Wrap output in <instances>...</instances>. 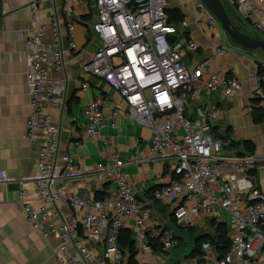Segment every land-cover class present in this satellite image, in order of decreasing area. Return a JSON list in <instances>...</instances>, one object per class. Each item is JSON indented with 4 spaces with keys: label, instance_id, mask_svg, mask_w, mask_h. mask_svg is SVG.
<instances>
[{
    "label": "built area",
    "instance_id": "built-area-1",
    "mask_svg": "<svg viewBox=\"0 0 264 264\" xmlns=\"http://www.w3.org/2000/svg\"><path fill=\"white\" fill-rule=\"evenodd\" d=\"M222 1L225 6L236 7L243 16H253L255 31L264 38V20L256 8V3L264 0ZM84 2L62 0L58 12L55 0H33L30 4L31 24L23 35L31 100L26 126L31 140L41 134V143L38 171L27 178L32 189L25 185L19 189L27 220L45 238L55 235L60 239L55 251L60 264H124L125 253L119 243L123 229L133 231L138 251L151 250L155 242L166 251L178 244L174 229L154 220L149 207L153 201L167 202L178 226L187 229L193 217L209 216L225 222L230 229L231 245L226 256L220 257L215 246L205 241L202 253L185 264H228L230 256L240 264L256 260L264 250V192L253 187L248 176L261 166L262 157L255 153H223V142L213 128L222 108L197 105L195 114L189 113V105L201 95L198 82H203L207 92L226 96L239 91L242 82L221 72L205 74L207 60L196 66L188 64L187 57L198 53L201 44L191 36L171 39L187 30L190 21L184 19L180 25L170 21V0H94L97 18L91 30L99 46L82 67L108 83L124 103L108 108L106 98L98 95L85 108L86 123L69 128L76 145L84 147L87 141L101 137L108 119L113 128L126 116L151 127L150 153L154 159L172 160L170 179L153 191L149 201L141 200L119 154L113 153L93 169L98 183L113 184L111 194L89 199L66 191L63 178L78 174L82 168L75 156L60 152L61 126L46 107L51 105L60 112L69 108L66 57L80 50L74 39V13ZM196 9L195 24L199 29L222 28L220 20L201 0ZM48 10L52 12L46 16ZM64 31L68 35L67 47ZM230 51L229 46L221 45L211 60ZM54 70L63 76H52ZM249 79L255 83L254 101L246 107L251 112L256 107L264 108V70L250 71ZM61 204L73 211L72 221L61 217ZM223 212L227 220L222 218ZM89 241L101 246V250L91 248Z\"/></svg>",
    "mask_w": 264,
    "mask_h": 264
},
{
    "label": "crops",
    "instance_id": "crops-1",
    "mask_svg": "<svg viewBox=\"0 0 264 264\" xmlns=\"http://www.w3.org/2000/svg\"><path fill=\"white\" fill-rule=\"evenodd\" d=\"M32 1L0 0V264H60L55 257L60 239L55 235L45 238L42 231L27 220L23 205L19 201L21 186L32 189L27 178L38 171L37 158L41 143V134L31 140L27 136L26 126L31 100L26 82L28 54L23 35L31 24ZM197 1L170 0L169 9L179 8L184 14L182 20L190 21L185 34L195 37L201 44L198 53L187 57L188 64L196 66L207 60L203 68L205 74L221 72L235 76L242 82V88L226 96L222 92L209 93L203 82H198L197 85L202 89L201 95L196 103L189 105V113L194 115L197 105H216L223 109L221 116L213 124L214 134L223 142V153H255L261 156V166L249 174L248 181L264 192V108L256 107L251 112L246 110L254 101L255 89V83L249 79V72L259 70V63L264 61V52L261 49L250 50L240 46L223 26L215 30L199 29L195 24L198 17ZM61 3L62 0H55L54 8L57 12L60 11ZM228 7L234 24L240 30L250 36L261 37L253 27V16H243L236 7ZM256 8L260 18L264 20V2H257ZM51 12L48 10L46 16ZM61 17L64 22L67 20L65 15ZM74 17L77 20L74 39L80 50L66 57L69 108L60 112L51 105L46 107L54 121L61 126L60 152L75 156L82 168L78 174L63 178L62 185L69 193L89 199L111 194L113 184L98 183L93 177V169L97 163L107 161L113 153H118L124 171L130 175L136 187L138 197L149 201L153 191L168 182L173 168L171 159L152 157L151 127L126 116L113 128L111 120L108 119L106 126L101 129V137L87 141L84 147L76 145L69 132L71 126H82L86 123L85 108L96 96L103 95L108 108L124 103L123 97L115 89L100 77L84 71L82 67L99 46V40L91 30V23L97 18L94 0H85L79 5L75 9ZM63 34L67 47L68 35L66 31ZM49 36L50 34L47 38ZM221 45L229 46L231 51L224 57L211 60ZM52 76L60 78L63 74L54 70ZM106 111L109 112V109ZM4 179L11 180L12 183H7ZM31 199L39 206L33 196ZM149 207L154 220L174 229L178 244L169 251L159 244L149 251H138L135 248L133 253L121 242L125 253L124 264L188 263L192 257L202 253L204 242L199 240L205 237L217 240L218 224L223 223L209 216L193 217L192 225L185 229L174 221L170 203L153 201ZM59 209L63 219H74V213L67 204H61ZM227 217L223 212L222 218L227 220ZM226 228L230 239L227 224ZM88 245L95 250H101V246L93 241H89ZM90 264L100 263L95 261ZM228 264L240 263L230 256ZM243 264H264V250L256 260L245 261Z\"/></svg>",
    "mask_w": 264,
    "mask_h": 264
},
{
    "label": "trees",
    "instance_id": "trees-1",
    "mask_svg": "<svg viewBox=\"0 0 264 264\" xmlns=\"http://www.w3.org/2000/svg\"><path fill=\"white\" fill-rule=\"evenodd\" d=\"M226 8H227L229 15L231 16L230 8L227 5H226ZM168 13L170 16V21L176 25H180L184 17V14L182 13V11L179 8L175 7V8L168 9ZM183 36H187L185 34V31L181 34H178V35L176 34L174 36H171V39L175 41ZM263 70H264V65L262 62H260L259 71H263ZM97 198H103V197H97ZM217 231H218L217 240H214L213 237H205V238L200 239L199 242L201 241V243H203L205 241H210L215 246V249L219 253L220 257H224L226 253L230 250V245H231V241L227 235L226 224L219 223L217 227ZM121 242L124 247H127L129 249L130 252H133V253L135 252V238H134V233L132 230L123 229L120 232L119 243L121 244ZM123 246L121 247L123 248ZM158 246H159V243L157 242L153 243L154 248Z\"/></svg>",
    "mask_w": 264,
    "mask_h": 264
},
{
    "label": "water",
    "instance_id": "water-1",
    "mask_svg": "<svg viewBox=\"0 0 264 264\" xmlns=\"http://www.w3.org/2000/svg\"><path fill=\"white\" fill-rule=\"evenodd\" d=\"M220 20L229 36L246 49H261L264 52V39L253 37L240 30L233 22L222 0H201ZM1 15V13H0ZM216 136V134H215Z\"/></svg>",
    "mask_w": 264,
    "mask_h": 264
},
{
    "label": "rangeland",
    "instance_id": "rangeland-1",
    "mask_svg": "<svg viewBox=\"0 0 264 264\" xmlns=\"http://www.w3.org/2000/svg\"><path fill=\"white\" fill-rule=\"evenodd\" d=\"M263 56H264V53H263ZM183 228V227H182ZM174 250V249H173Z\"/></svg>",
    "mask_w": 264,
    "mask_h": 264
}]
</instances>
